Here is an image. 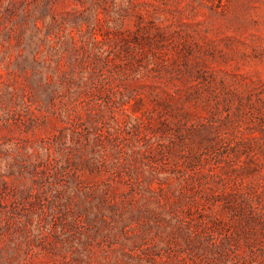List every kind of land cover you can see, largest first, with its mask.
I'll use <instances>...</instances> for the list:
<instances>
[{
	"label": "rangeland",
	"instance_id": "1",
	"mask_svg": "<svg viewBox=\"0 0 264 264\" xmlns=\"http://www.w3.org/2000/svg\"><path fill=\"white\" fill-rule=\"evenodd\" d=\"M0 264H264V0H0Z\"/></svg>",
	"mask_w": 264,
	"mask_h": 264
}]
</instances>
